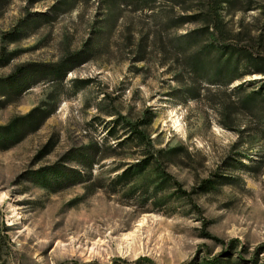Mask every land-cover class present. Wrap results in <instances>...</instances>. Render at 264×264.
<instances>
[{
    "label": "rangeland",
    "instance_id": "1",
    "mask_svg": "<svg viewBox=\"0 0 264 264\" xmlns=\"http://www.w3.org/2000/svg\"><path fill=\"white\" fill-rule=\"evenodd\" d=\"M263 7L214 5L215 29L207 0H0V126L55 109L0 150V264H264V103L234 92L261 76L194 55L257 42Z\"/></svg>",
    "mask_w": 264,
    "mask_h": 264
},
{
    "label": "trees",
    "instance_id": "2",
    "mask_svg": "<svg viewBox=\"0 0 264 264\" xmlns=\"http://www.w3.org/2000/svg\"><path fill=\"white\" fill-rule=\"evenodd\" d=\"M234 0H207L208 16L213 20V28H218V12L215 11L214 5L218 7L232 6ZM185 23H188L186 21ZM184 23V24H185ZM261 28L260 37L257 42L250 38L248 40L234 41L233 43L227 37H222L219 32V37L217 40L211 41L210 43L204 44V46L198 48L194 54L196 66L199 67L198 70L202 68L203 65V54L205 52L212 53L214 56L215 65V76L212 82L217 83L221 86H229L235 81H240L246 76H261V79L254 80L259 82H246L238 85L234 92L238 95H242L244 92L251 89L252 91L240 99L239 105L247 110L251 111L255 105L259 103H264V7L261 10ZM209 27L197 30L198 33L208 32ZM11 34H5L3 36V41L9 38ZM190 37V35H185L184 38ZM10 41V40H9ZM229 41V42H228ZM6 51L4 48L0 51V63L6 62L5 59ZM201 67V68H200ZM19 73H25L26 67H20L18 69ZM223 81V82H222ZM220 83V84H219ZM259 83L257 89L250 87ZM46 103H42L40 106L33 108L26 115L21 118L11 121L10 124L6 126H0V150H6L13 145L19 143L27 135L36 132L44 124V122L54 113V108H47ZM264 124V122H263ZM262 138L264 139V129L260 131ZM130 170L122 172L114 180L120 185H125L129 183L130 180L123 182L126 174ZM122 181V182H121ZM188 200L191 201L190 195L185 194ZM235 239L230 240L229 244L237 243ZM259 251H264V243L257 246L253 252L252 262L256 258ZM152 262L146 257L137 258L132 264H144ZM112 264H125V261L121 259H115Z\"/></svg>",
    "mask_w": 264,
    "mask_h": 264
}]
</instances>
